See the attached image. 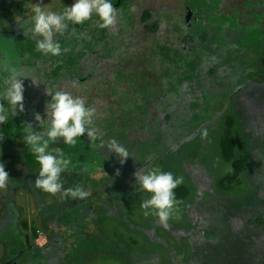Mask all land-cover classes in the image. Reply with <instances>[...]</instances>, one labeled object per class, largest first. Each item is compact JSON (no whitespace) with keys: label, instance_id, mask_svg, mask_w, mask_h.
<instances>
[{"label":"rangeland","instance_id":"1","mask_svg":"<svg viewBox=\"0 0 264 264\" xmlns=\"http://www.w3.org/2000/svg\"><path fill=\"white\" fill-rule=\"evenodd\" d=\"M74 2L0 0V65L18 68L10 34L15 28L22 32L31 3L59 13ZM111 3L117 8L113 26L98 28L95 15L81 25L69 22L66 32L73 36L61 39V50L87 45L104 58L114 50L110 35L121 32L133 57L128 74L118 78L125 96L142 99L144 93V99L182 85L190 91L178 106L168 104L172 109L163 113L161 133L154 135L156 152L150 154L136 133L140 144L128 149L134 159L123 165L118 157L105 159V150L86 149L85 140L50 144V150L59 147L72 161L62 174L64 188L82 186L90 193L85 200H61L34 186L40 165L23 135L27 123L40 128L34 114L30 122L9 114L0 125V161L10 178L0 190V264H187L200 231L204 261L199 264H264V0ZM144 11L155 33L137 24ZM50 100L35 113L43 117ZM116 112V125L129 130L118 121L134 110ZM227 118L232 119L230 136ZM228 137L242 145L236 157L245 168L226 193L217 183L229 171L219 149ZM144 164L184 178L178 187L188 196L168 227L140 207L151 195L136 188L134 172Z\"/></svg>","mask_w":264,"mask_h":264},{"label":"clouds","instance_id":"2","mask_svg":"<svg viewBox=\"0 0 264 264\" xmlns=\"http://www.w3.org/2000/svg\"><path fill=\"white\" fill-rule=\"evenodd\" d=\"M31 13V18L23 19L24 24L20 26L25 36L35 39L37 51L44 55L60 56L62 50L56 36L64 34L69 22L81 25L95 15L99 18L97 27L107 29L115 24L117 8L111 0H75L71 7H65L59 13L49 10V5L42 7L40 3H31ZM0 68L8 72L3 89L0 90V125H3L8 121L9 114L12 117L17 115V109L24 112V80L30 79L34 85L39 83L26 75L24 69L13 68L8 64L0 65ZM46 95L51 100L45 104L44 116L34 113V120L40 130L36 131L32 123L24 127L23 142L31 149L40 165L34 186L49 195H59L61 200H85L90 193L82 186L64 188L62 174L70 171L72 161L59 147L50 150V144L62 141L65 145H75L77 138L86 134L91 146L106 150L107 154L114 153L121 165L134 157L116 139H104V133L96 124V109L88 106L82 97L48 87ZM151 159L148 157V160ZM134 179L136 188L151 194L140 205L144 215L155 216L159 224L168 227L169 220L179 212V205L183 203L176 199L175 189L183 183L184 178L144 164L143 168L134 172ZM9 181L5 164L0 161V190L6 189Z\"/></svg>","mask_w":264,"mask_h":264},{"label":"trees","instance_id":"3","mask_svg":"<svg viewBox=\"0 0 264 264\" xmlns=\"http://www.w3.org/2000/svg\"><path fill=\"white\" fill-rule=\"evenodd\" d=\"M149 18L150 13L144 11L138 16L137 24L142 25V29L147 30L150 34L155 33L151 31L155 30L154 27L147 25ZM23 24L24 22L21 23V26ZM130 24L132 25V21H130ZM72 36L73 33L65 31L63 35L57 34L56 39L60 43L64 37ZM110 36L112 37L111 40H113L114 50L107 57H101L99 49L92 50L91 46L87 45H82L80 48L68 47L67 50L61 51L60 56H51L37 51L35 39L31 36L26 37L24 29L22 32H16L15 28L10 37L13 48L18 55V68L24 69L26 75H30L31 78L39 83L34 85L30 79L24 80V89L25 91H30L31 94L26 96L23 93L24 112H19L17 115L20 114L22 118L26 117L28 119L27 122H30L32 115L40 111L43 100L51 98L46 95V87L70 92L73 96L82 97L88 106L96 109V124L104 133L105 140L114 138L125 146L127 150L130 149L131 151L133 150L132 144H140L139 139L142 135L143 143L145 141L144 144H146L145 147L148 146L149 152L152 154L156 152L154 135L158 134V132L161 133V125L164 124L163 113L172 109L167 107L168 104L169 106H178L182 100H185L190 90L188 91V88L186 89V86L182 85L177 91L169 88L166 91L164 90L161 95H153L152 93L149 95L146 91L148 94L146 98L143 99L144 93L140 94L143 100L139 99L140 97L125 96L122 88L123 83L118 78L122 80L124 74H128L133 57H131L130 50L124 45L125 42L123 40H125V37L121 32H116L114 36ZM80 51L85 52L82 57H79ZM7 75V71L3 69L0 71V90L3 89ZM127 109H133L134 113H130L128 117L122 118L118 122H121L122 125L125 124V127L129 130L118 127L116 125L117 122L113 120L117 110L120 112ZM17 111L19 110L17 109ZM137 123L142 125V130ZM225 124L226 134L230 136L232 119L227 118ZM136 133L141 135H136ZM78 139L87 142L84 144L86 149L87 145L93 147L90 145L86 134L81 138L78 137ZM159 141L160 139H158V143ZM219 149L223 161L230 163L229 169L231 171H228L218 181L217 187L229 193L240 182V175L245 168V161L236 157V153L242 151V145L235 144L228 137L220 141ZM106 156L109 159L117 157L114 153L106 154ZM175 196L177 200L184 201L188 196V191L185 187H178L175 189ZM22 227L26 228V224L22 223ZM202 243L204 242L200 231L194 236L192 259L187 264H199V260L204 261ZM219 243L221 242H217L218 245H220ZM14 264H18V262Z\"/></svg>","mask_w":264,"mask_h":264},{"label":"water","instance_id":"4","mask_svg":"<svg viewBox=\"0 0 264 264\" xmlns=\"http://www.w3.org/2000/svg\"><path fill=\"white\" fill-rule=\"evenodd\" d=\"M188 18H189V15H187L186 19H188Z\"/></svg>","mask_w":264,"mask_h":264}]
</instances>
